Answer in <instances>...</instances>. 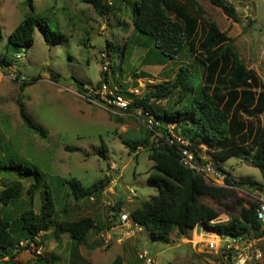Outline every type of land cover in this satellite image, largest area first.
<instances>
[{"label": "rangeland", "instance_id": "1", "mask_svg": "<svg viewBox=\"0 0 264 264\" xmlns=\"http://www.w3.org/2000/svg\"><path fill=\"white\" fill-rule=\"evenodd\" d=\"M132 1L102 0V4L109 7L102 15L85 0H0V56L3 55L9 68L16 71L11 76L9 68L0 66V157L26 161L38 171L37 175H19L15 171L0 170V191L10 183H22L18 200L9 205L0 203V218L13 221L29 206L38 212L46 187L57 211L54 218L73 220L91 216L102 228L97 235L91 231L87 234L81 246L82 256L77 261L70 256L67 247L63 253L64 264H146L140 256L143 254L152 264H230L222 247L211 250L206 246L207 240L213 237L209 232H215L201 225L183 234L173 230L166 240L153 238L142 227L125 235L121 228H114V220L120 213H129L141 201L158 194L157 187L148 180L149 175L156 172L148 151L144 148L133 150L127 145V142L145 137L148 127L140 107L113 115L101 105L86 100V88L97 85L101 72L106 71L112 90L117 88L141 99L154 85L172 80L181 66L200 75L203 70L200 59L188 48L165 63H157L150 40L134 30L130 14ZM192 1L195 10L202 9L200 23L211 20L225 31L241 60L264 84V0H226L236 10V22L227 18L210 0ZM30 3L34 14L46 18L47 37L36 28L32 45L21 58H16L15 50L7 47L8 36L31 13ZM111 45L116 49L112 54L108 52ZM119 46L124 47V62ZM112 63L118 71L110 69ZM50 75L57 76V81ZM36 76H40L37 81L20 88L23 80ZM79 82L84 85L81 87ZM17 100L25 104L33 122L47 130V138L42 139L23 125ZM185 103L186 100L179 103L175 94L169 101L155 102V107L160 110L167 106L177 108ZM260 122L264 126V112ZM176 129L174 131L182 135L179 128ZM152 141L155 142L150 136ZM198 153L203 154L207 162L217 165L213 158ZM218 164L231 179H247L263 188L259 190L248 183L233 184L223 188L216 197L198 195L199 203L217 211V217L210 222L238 217L239 204L246 207L257 204L264 193L262 175L244 156ZM35 177L42 190L30 200L26 190ZM70 178L77 179L84 187L101 179H107L108 183L105 193L95 197V202H90L88 197L74 200L71 190L62 182ZM118 201L120 209L110 222V208ZM102 233L110 237V243H105ZM60 236L67 237L66 234ZM53 237L54 229L50 228L37 238L43 246L46 241H53ZM25 243L23 240L16 246L17 259L9 262L11 259L0 257V264H46L45 260L37 258L39 247L31 243L26 249ZM258 244L263 257L250 260L248 264H264V241ZM39 255L49 258L45 250H40ZM51 264H61V261L54 259Z\"/></svg>", "mask_w": 264, "mask_h": 264}, {"label": "trees", "instance_id": "2", "mask_svg": "<svg viewBox=\"0 0 264 264\" xmlns=\"http://www.w3.org/2000/svg\"><path fill=\"white\" fill-rule=\"evenodd\" d=\"M85 1L102 15L109 9L102 4V0ZM210 2L227 18L237 21L236 10L232 4L226 0ZM29 5L31 13L8 36L7 47L11 46L16 53L20 48L26 50L32 45L36 28L47 37L49 24L46 18L34 14L32 4ZM130 11L134 30L139 36L150 40L151 52H155L153 54L157 57V63H165L188 48L200 59L203 70L200 75L181 66L172 80L154 85L141 99L117 88L113 91L130 100L129 109L140 107L142 113L148 112L158 120L160 125L156 128L164 130L168 125H172L174 130L179 128L178 131L189 140L191 147L196 152L213 158L217 166L219 161L244 156L251 166L259 170L264 179V126L260 122V116L264 112V84L258 74L241 60L237 50L230 44L232 39L215 22L202 20L200 23L202 9L199 7L195 10L192 0H133ZM118 49L124 62V47L119 46ZM115 50L112 45L108 48L111 54ZM9 65L6 58L0 56V66ZM110 69L113 72L119 70L115 63L110 65ZM50 77L57 81V76ZM39 78L40 76H36L23 80L20 88L31 85ZM102 82L108 83L106 71L101 72V80L97 86ZM79 83L81 87L84 85ZM199 83L198 93L195 94ZM175 94L179 103L183 100L186 103L177 108L167 106L160 110L155 107V102L162 99L169 101ZM16 103L23 125L42 139L47 138V130L33 122L22 100H17ZM174 104L173 102L172 105ZM151 135L152 132L147 129L145 137L127 142L133 150L144 148L148 151V158L156 170L149 175L148 180L158 189L157 195L141 201L137 208L129 212L133 222L149 231L153 238L161 240H166L173 230L183 234L185 230L198 225L225 237L236 236L249 229L257 231L258 235L264 233V230L258 232L261 223L256 216L257 204L249 207L239 204L238 217H230L224 222H210L217 217V211L199 203L198 195L216 197L224 189L209 185L200 175L184 167L179 161L175 146H156V142H150ZM4 159L5 156L0 157V170L15 171L19 175L38 174L37 169L28 166L26 161ZM38 180L35 177V181L27 187L30 200L41 187ZM246 180L235 181L227 178L226 182L229 185L248 183L259 190L263 188L254 181ZM63 183L71 190V197L79 200L84 197H97L108 181L101 179L87 187L82 186L75 178L64 180ZM21 192V182L8 184L0 191V203L9 205L21 197ZM43 193L45 199L38 212L29 206L13 221L0 218V257H7L12 262L19 243L24 240L26 249H29L31 243L38 245L36 238L50 228L54 229L55 236L67 233L78 244L85 242L92 229L95 235L101 230L91 216L73 220L54 218L56 210L46 187ZM119 209V201L111 206L110 210L114 213H109L110 222L116 218ZM97 243L101 245V242ZM36 255L38 259L47 261L42 255Z\"/></svg>", "mask_w": 264, "mask_h": 264}, {"label": "built area", "instance_id": "3", "mask_svg": "<svg viewBox=\"0 0 264 264\" xmlns=\"http://www.w3.org/2000/svg\"><path fill=\"white\" fill-rule=\"evenodd\" d=\"M25 49L22 48L15 54L16 58H21ZM9 68V66H7ZM11 76L16 74V71L11 67L9 68ZM0 72V76H1ZM84 98L90 103L101 105L104 109L109 111L113 115L124 114L129 109L130 100L123 94L113 91L108 83L102 82L100 86H92L86 88L84 92ZM145 119L146 126L152 132L151 137L156 142V146L167 144L169 146H175L180 163L196 174L200 175L206 183L214 187L228 188L231 185L227 184L226 179L230 178V175L219 166L207 162L203 154H199L195 149L191 147V144L187 138L174 131L172 125H168L164 130L156 128L160 125L148 112L142 113ZM90 202H95V197H88ZM256 216L261 223V227L258 232L264 230V195L258 200L256 207ZM114 228L119 227L122 233L125 235L132 229H141L140 225L133 222L129 213L123 212L118 215V218L114 220ZM213 237L208 239L206 246L211 250H218L222 247L226 258L230 259L231 264H248L250 260H260L263 257V252L259 247V241H264V233L258 235L257 231L249 229L246 232L240 233L236 236H228L225 239L220 237L218 233L209 232ZM105 243H110V237L105 234H101ZM22 244V242H21ZM36 253H40V249L36 250ZM146 264H152L151 259L146 255H140Z\"/></svg>", "mask_w": 264, "mask_h": 264}, {"label": "crops", "instance_id": "4", "mask_svg": "<svg viewBox=\"0 0 264 264\" xmlns=\"http://www.w3.org/2000/svg\"><path fill=\"white\" fill-rule=\"evenodd\" d=\"M222 167V165H220ZM111 167L113 168V165H111ZM111 178V177H110ZM63 182V181H62ZM61 183V182H60ZM22 184V183H21ZM39 190H42L41 187ZM41 192V191H40ZM105 193V190L102 191V194ZM264 195V193L262 194ZM66 205V204H65ZM64 205V206H65ZM57 212V211H56ZM100 223H97L96 222V226L97 227H100L99 225ZM101 228V227H100ZM102 229V228H101ZM91 232L94 233V229L91 230ZM62 234H66L67 237H64V236H60ZM60 235H54V239L53 241H46L44 243V245L42 246L41 245V242H38V238H36L37 242H38V245H35L37 247H39V249L42 251V250H45L47 253H48V256L49 258H44L46 259L47 261H45L46 264H51L53 262L54 259H60L61 261V264H64V261H63V253L65 251V249L67 248L68 251H69V254L70 256L73 255V257L76 259V261L81 258L82 256V251H81V246L85 244L82 243V244H78L76 243L74 240H72L70 238V236L67 234V233H62ZM88 236V235H87ZM87 238V237H86ZM86 241V240H85ZM57 253V254H56ZM19 258V257H18ZM5 259V257H4ZM15 259H17L15 257ZM19 262V260H18ZM19 264H22L21 262ZM25 264V263H24Z\"/></svg>", "mask_w": 264, "mask_h": 264}, {"label": "water", "instance_id": "5", "mask_svg": "<svg viewBox=\"0 0 264 264\" xmlns=\"http://www.w3.org/2000/svg\"><path fill=\"white\" fill-rule=\"evenodd\" d=\"M113 212H114V211H113V210H111V211H110V214L112 215V214H113Z\"/></svg>", "mask_w": 264, "mask_h": 264}, {"label": "clouds", "instance_id": "6", "mask_svg": "<svg viewBox=\"0 0 264 264\" xmlns=\"http://www.w3.org/2000/svg\"><path fill=\"white\" fill-rule=\"evenodd\" d=\"M7 67V66H6Z\"/></svg>", "mask_w": 264, "mask_h": 264}]
</instances>
